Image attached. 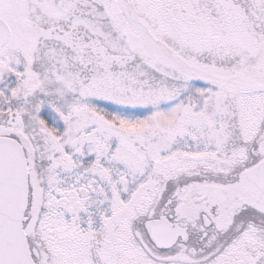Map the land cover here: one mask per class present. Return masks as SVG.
Returning a JSON list of instances; mask_svg holds the SVG:
<instances>
[{
	"label": "snow or ice",
	"instance_id": "snow-or-ice-1",
	"mask_svg": "<svg viewBox=\"0 0 264 264\" xmlns=\"http://www.w3.org/2000/svg\"><path fill=\"white\" fill-rule=\"evenodd\" d=\"M0 264H264V0H0Z\"/></svg>",
	"mask_w": 264,
	"mask_h": 264
}]
</instances>
